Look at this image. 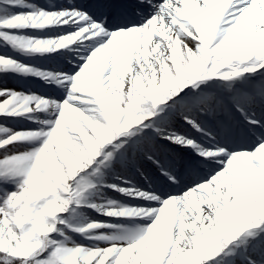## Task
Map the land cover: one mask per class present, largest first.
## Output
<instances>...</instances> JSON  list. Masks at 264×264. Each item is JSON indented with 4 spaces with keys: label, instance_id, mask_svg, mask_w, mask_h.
<instances>
[{
    "label": "snow or ice",
    "instance_id": "6c2138e0",
    "mask_svg": "<svg viewBox=\"0 0 264 264\" xmlns=\"http://www.w3.org/2000/svg\"><path fill=\"white\" fill-rule=\"evenodd\" d=\"M21 7L33 11H14ZM53 8L0 0V43L14 52L50 55L92 41L74 74L0 55V74L67 91L57 101L0 89V117L49 109L56 117L42 122L47 131L0 125V264H264V215L247 211L264 194V0H61ZM48 28L66 34H19ZM177 110L199 135L157 132L199 159L181 162L174 149L140 137ZM247 136L257 146L240 150ZM134 150L173 184L183 168L195 186L176 196L113 184L160 206L98 203L93 178ZM90 209L150 224L118 227L90 220Z\"/></svg>",
    "mask_w": 264,
    "mask_h": 264
},
{
    "label": "rangeland",
    "instance_id": "374dc122",
    "mask_svg": "<svg viewBox=\"0 0 264 264\" xmlns=\"http://www.w3.org/2000/svg\"><path fill=\"white\" fill-rule=\"evenodd\" d=\"M60 2L61 0H26V3L28 4L37 5L38 7L44 8L48 11L55 10L53 5H58ZM63 3L67 4V0H63ZM14 11L29 12L33 11V9L21 7L15 9ZM19 34L28 37L37 36L46 38L49 36H60L66 33L62 32L59 28H48L44 32L28 30ZM91 43L92 41L90 40L82 39L81 41H77L75 44L70 45L68 49L60 50L50 55H22L18 52H14L10 47L6 45L3 46L2 43H0V55H10L14 59L19 60L21 63L30 65L44 72L74 74L75 72H78L80 67H82V64L86 62L84 59L85 52L87 51V54L90 55L88 46ZM0 89H11L17 93H24L28 96L35 95L37 97L57 101H63L67 95V91L63 88L57 87L55 83H47L44 79L35 76H23L11 72L0 74ZM189 91H191V89L184 90V92ZM183 94L184 93L182 92L181 95ZM2 99L4 98L0 97V100ZM52 111L53 110L49 109L48 111L26 113L25 115L16 118L0 117V125L10 129L12 133L36 130L47 131V124L42 122L52 121L56 118L51 115ZM116 113L117 115L119 114L118 107L116 109ZM169 118L168 125H155L153 128L145 129L144 132L140 133V137H144L147 132L148 134L153 133L156 128H162L165 131L172 130L177 132H179V129H185V131L187 130L188 133L194 136L199 135L189 126L185 125L183 118L178 114V110ZM153 119L155 120L158 118L153 117ZM132 139H139V137H133ZM154 141L156 144L163 145L164 147L177 148L185 152L187 151L186 154L189 158L199 159L196 153L191 149H180L175 145H169L168 142L164 141L160 135L156 137ZM38 143L39 142L17 144L16 150L21 153L28 152L38 146ZM255 146H257L255 141L251 140L245 150H253ZM0 152H2V150H0ZM133 152H135L133 153L134 155L129 156L132 153L131 152L123 160H114L109 168L102 170L98 177L93 178L94 182H100L98 183L96 189V201L98 203L107 204L108 201H113L115 203L117 202L116 204L123 205L127 208H157L160 206L155 201H148L138 197H129L118 191H114L111 187H108V185L113 184L125 188L134 186V188H138L146 194L163 192L176 196L182 195L184 192L188 191L190 186H195L192 184L191 178L184 175L182 169H180V174L183 177L182 182L179 184H173L155 164L146 158H143L140 153L137 154V151L134 150ZM178 157L181 158L179 155ZM0 158H2V154H0ZM132 158H135L138 162L134 167L131 166ZM91 171V168L86 169L81 175H86ZM146 174L150 177H147ZM202 176L204 179L208 178L203 172ZM124 181H128L129 183H124ZM164 198L167 199L169 197L166 195ZM88 212L91 220L103 221L107 224L118 227L122 226L129 229H135L136 227H146L150 224V222L144 218H109L107 216L100 215L91 209L88 210ZM250 214L256 215L255 213H252V211ZM104 231L108 230L105 229Z\"/></svg>",
    "mask_w": 264,
    "mask_h": 264
},
{
    "label": "bare ground",
    "instance_id": "6f19581e",
    "mask_svg": "<svg viewBox=\"0 0 264 264\" xmlns=\"http://www.w3.org/2000/svg\"><path fill=\"white\" fill-rule=\"evenodd\" d=\"M155 133L158 134L157 130L155 131ZM150 142L151 141L148 136V138L145 139V143H150ZM137 163H138L137 160L135 158H132L131 166H136ZM253 199L257 201V204L254 206H247V211L249 213H251L252 211V213H255L256 215H264V194H262L259 197L254 196ZM245 206H246V202L244 204L237 205L235 211L239 212ZM224 223H226V221Z\"/></svg>",
    "mask_w": 264,
    "mask_h": 264
}]
</instances>
